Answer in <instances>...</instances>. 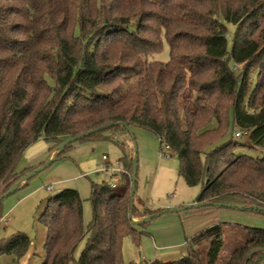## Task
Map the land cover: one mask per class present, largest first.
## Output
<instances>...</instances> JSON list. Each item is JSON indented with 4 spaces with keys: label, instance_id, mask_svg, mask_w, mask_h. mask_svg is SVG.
Instances as JSON below:
<instances>
[{
    "label": "trees",
    "instance_id": "trees-1",
    "mask_svg": "<svg viewBox=\"0 0 264 264\" xmlns=\"http://www.w3.org/2000/svg\"><path fill=\"white\" fill-rule=\"evenodd\" d=\"M164 43L168 59H154ZM119 122L177 155L179 176L200 188L197 206L182 210L264 217V0H0V194L44 163L18 169L30 145L42 139L52 152L97 128L54 160L74 143L109 140L131 176L133 160L116 138L130 134ZM88 199L87 224L77 189L46 200L40 264H123V238L137 241L166 211L144 207L150 219L133 222L129 213H140L130 208V177L117 187L91 182ZM245 231L222 264L264 260V228ZM223 239L218 222L186 239L183 256L146 264H216ZM30 244L21 232L0 238V255L19 259Z\"/></svg>",
    "mask_w": 264,
    "mask_h": 264
},
{
    "label": "rangeland",
    "instance_id": "rangeland-1",
    "mask_svg": "<svg viewBox=\"0 0 264 264\" xmlns=\"http://www.w3.org/2000/svg\"><path fill=\"white\" fill-rule=\"evenodd\" d=\"M233 29L228 25L229 34ZM154 59L166 61L168 48L164 43L161 53ZM213 126V122L211 123ZM134 140L126 133L116 138L125 142L128 156L137 161V175L133 203L139 207L141 220L144 207L152 210L164 209L160 215L142 227L143 233L136 241L125 236L121 243L123 264H146L154 259L172 257L177 259L186 253V239L203 231L214 223H222L224 239L216 264H222L223 257L244 239L247 238L246 228H264V217L249 215L234 209H217L202 214H190L185 210L169 211V209L188 206L193 203L199 193V186L186 184L179 176V160L177 155L164 146L150 131L133 128ZM136 152L134 154V144ZM26 149L18 164V169L34 163H44L48 145L37 141ZM252 155L256 152L247 150ZM103 153L117 159L121 155L119 146L112 141H85L74 143L73 147L54 160L48 167L33 176L26 186L21 187L2 201V217L0 218V238L21 232L28 236L31 244L27 252L15 259L10 255H0V264H40L44 257V240L46 230L39 221L46 200L63 188H75L82 198L83 222L91 219L89 201L90 184L97 183L102 175L93 171ZM166 153L169 156H166ZM46 159V160H45ZM50 187V189H47ZM174 194V197L171 196ZM85 237L76 247L73 256L77 259L83 248ZM72 264H76L73 262ZM264 264V260L261 262Z\"/></svg>",
    "mask_w": 264,
    "mask_h": 264
},
{
    "label": "water",
    "instance_id": "water-1",
    "mask_svg": "<svg viewBox=\"0 0 264 264\" xmlns=\"http://www.w3.org/2000/svg\"><path fill=\"white\" fill-rule=\"evenodd\" d=\"M119 125L123 126L124 128H126L127 132L130 134V136L132 138H134V134H133V130L129 127H127V125L125 123H121L119 122L118 123ZM100 128H103V127H100ZM99 129V128H97ZM97 129H91V130H88V131H85V132H82V133H79V134H75L73 136H69L67 138H65L61 144L56 148L57 149V152H60L66 145L74 142V141H77L87 135H89L90 133L96 131ZM134 140V139H133ZM134 146L133 148L135 149L134 150V154L136 152V147H135V143L133 142ZM55 153V154H56ZM55 159V155L53 156V158L47 160V162L43 163L41 166L35 168L34 170L26 173L24 176H22L17 182H15L8 190H6L5 192L1 193L0 194V201L4 198H6L7 196H9L10 194H12L13 192H15V190L28 178L34 176L35 174H38L39 172H41L42 170H44L46 167H48ZM136 174H137V170H136V159H134L133 161V171H132V174H131V177H130V208H132L133 206V196H134V192H135V181H136ZM207 204H210V203H207ZM202 205V204H201ZM216 205L218 206H225V207H229V208H237V209H244L246 208L245 206H242V205H235V204H222V203H217ZM197 204L195 202L189 204L188 206H186L187 208H190V207H196ZM252 208H257L256 206H253ZM183 208L182 207H178V208H173V209H169V211H181ZM261 211H264V208H259ZM129 218L133 221V222H142V221H146V220H149L150 219V216H147L141 220H134L131 213H129Z\"/></svg>",
    "mask_w": 264,
    "mask_h": 264
},
{
    "label": "built area",
    "instance_id": "built-area-1",
    "mask_svg": "<svg viewBox=\"0 0 264 264\" xmlns=\"http://www.w3.org/2000/svg\"><path fill=\"white\" fill-rule=\"evenodd\" d=\"M240 132H237L238 135ZM165 149H169L167 145L164 146ZM166 156H169L166 153ZM96 173L102 175L111 187H117L118 185L125 182L126 177H131L128 171L121 166L118 159H111L108 154L103 153L100 157V161L93 170ZM50 189V187H47ZM174 197V194H171Z\"/></svg>",
    "mask_w": 264,
    "mask_h": 264
},
{
    "label": "crops",
    "instance_id": "crops-1",
    "mask_svg": "<svg viewBox=\"0 0 264 264\" xmlns=\"http://www.w3.org/2000/svg\"><path fill=\"white\" fill-rule=\"evenodd\" d=\"M38 141H43L42 139H40V140H38ZM44 142V141H43ZM30 147H32L31 145L28 147V148H30ZM27 148V149H28ZM55 150H57V149H55ZM54 150V151H55ZM54 151H52V152H50L48 155H46V159H48V158H50V156H52V154L54 153ZM110 157V156H109ZM111 158V157H110ZM45 159V160H46ZM111 159H114V158H111ZM40 162H43V161H40ZM37 164H39V163H34V164H32V165H37ZM28 166H31V164L30 165H28ZM26 167V166H25ZM94 170V169H93ZM194 202V201H193ZM215 224V223H214ZM161 260H164V261H173L174 259L172 258V257H164L163 259H161Z\"/></svg>",
    "mask_w": 264,
    "mask_h": 264
}]
</instances>
